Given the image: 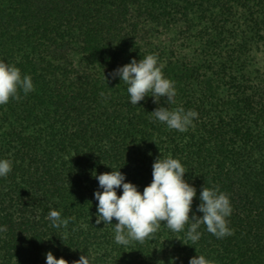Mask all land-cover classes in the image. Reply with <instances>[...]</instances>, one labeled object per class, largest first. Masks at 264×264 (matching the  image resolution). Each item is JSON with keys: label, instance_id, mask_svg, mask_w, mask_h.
Returning a JSON list of instances; mask_svg holds the SVG:
<instances>
[{"label": "trees", "instance_id": "16d2710c", "mask_svg": "<svg viewBox=\"0 0 264 264\" xmlns=\"http://www.w3.org/2000/svg\"><path fill=\"white\" fill-rule=\"evenodd\" d=\"M153 53L176 88L175 103L160 105L198 113L185 132L152 117L151 97L130 104L108 77ZM0 59L34 85L0 105V158L12 161L0 178V264H45L48 251L69 264L81 254L90 264H188L196 253L264 264V0H0ZM159 155L185 167L193 212L203 185L228 196L230 236L201 224L193 244L161 225L121 246L113 224L94 223V174L121 167L142 191ZM50 208L68 223L53 228Z\"/></svg>", "mask_w": 264, "mask_h": 264}, {"label": "clouds", "instance_id": "9594fccd", "mask_svg": "<svg viewBox=\"0 0 264 264\" xmlns=\"http://www.w3.org/2000/svg\"><path fill=\"white\" fill-rule=\"evenodd\" d=\"M162 67L158 64L156 54H147L139 60L131 58L128 63L109 72L108 77L118 78L127 86L130 104L136 106L146 97H151L153 104L157 105L150 112L152 117L166 124L169 129L185 132L192 126L198 113L191 109L185 110L182 106L170 110L167 106L160 105L161 98H166V105L174 104L176 96L175 82L164 76ZM103 77L105 79L104 75ZM33 90L30 75L22 74L17 66L0 59V105L7 104L10 98L19 99L21 92L27 95ZM120 168L94 174L98 186L93 192V198L97 202L94 223L113 224V239L116 244L128 246L130 241L142 243L145 239H150L161 225L173 232L184 231L186 239L193 244L200 239L201 224L218 239L232 234L226 219L232 212L228 196L218 187L203 185L199 191V203L193 212L192 201L197 190L184 179L186 170L178 159L171 155L163 158L159 155L154 159L151 165V181L142 191L135 184L126 182ZM11 170L12 161L0 158V178L7 176ZM117 189L120 190L119 196ZM197 212L201 215L197 216ZM113 218L115 223H112ZM47 219L53 228L68 223L67 219L62 218L60 210L52 208L48 211ZM185 225H188L186 230ZM4 231L6 226L0 225V233ZM178 259L170 258L169 264H176ZM44 260L45 264H69L62 257L55 258L51 251L44 254ZM71 264H90V258L81 254ZM188 264H215V261L196 253L189 257Z\"/></svg>", "mask_w": 264, "mask_h": 264}]
</instances>
